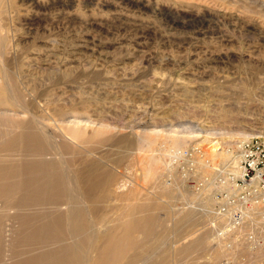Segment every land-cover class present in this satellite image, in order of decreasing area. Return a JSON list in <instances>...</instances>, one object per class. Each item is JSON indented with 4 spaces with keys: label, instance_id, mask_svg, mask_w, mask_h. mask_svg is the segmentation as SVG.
<instances>
[{
    "label": "rangeland",
    "instance_id": "374dc122",
    "mask_svg": "<svg viewBox=\"0 0 264 264\" xmlns=\"http://www.w3.org/2000/svg\"><path fill=\"white\" fill-rule=\"evenodd\" d=\"M1 112L51 133L91 193L86 253L122 219L147 227L133 264H264V245L216 237L215 188L166 167L167 149L264 136V0H0Z\"/></svg>",
    "mask_w": 264,
    "mask_h": 264
},
{
    "label": "bare ground",
    "instance_id": "6f19581e",
    "mask_svg": "<svg viewBox=\"0 0 264 264\" xmlns=\"http://www.w3.org/2000/svg\"><path fill=\"white\" fill-rule=\"evenodd\" d=\"M21 119L17 114L0 113V121L5 127L3 129L0 122V139L5 141L0 144V264H133L129 246L134 241V231L142 232L147 227L142 223L118 220L115 231L93 246L91 255L86 253L85 250L90 248L93 223L86 217L84 209L87 206L82 205V201L93 197L87 190H79L70 171L55 158L57 145L49 140L51 133L48 131L47 136L32 121L33 124ZM43 128L47 129L45 124ZM185 133L188 135H181ZM186 137L203 136L192 130L176 132L170 138L175 146H179ZM219 144L205 150L206 160L201 163L199 176H213L216 166L225 165L226 161L233 163L234 171L240 172L234 151H225ZM181 149L184 148L167 149L166 157ZM207 160L208 164H204ZM90 177L92 181L95 179ZM112 178L110 173H105L99 186L108 188ZM248 228L251 233L257 232L253 226ZM243 230L231 238L244 241L248 233ZM262 231L261 228L256 236Z\"/></svg>",
    "mask_w": 264,
    "mask_h": 264
},
{
    "label": "built area",
    "instance_id": "2783aa9c",
    "mask_svg": "<svg viewBox=\"0 0 264 264\" xmlns=\"http://www.w3.org/2000/svg\"><path fill=\"white\" fill-rule=\"evenodd\" d=\"M206 148L192 145L172 152L167 157V175L179 179L196 193H203L215 188L214 199L216 211H213L212 226L219 239L229 242L238 231L248 227H256V233H248L245 242L253 249L264 244V136H254L236 142L228 151L238 159L237 169L233 163L216 166L215 174L206 178L199 176L201 163L206 160ZM208 164V160L206 163ZM172 177V176H171ZM209 177V178H208ZM215 210V209H214ZM224 217V218H223ZM224 219V220H222Z\"/></svg>",
    "mask_w": 264,
    "mask_h": 264
}]
</instances>
